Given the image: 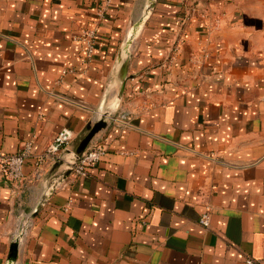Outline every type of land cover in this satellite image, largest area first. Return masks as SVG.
<instances>
[{
    "label": "crops",
    "instance_id": "crops-1",
    "mask_svg": "<svg viewBox=\"0 0 264 264\" xmlns=\"http://www.w3.org/2000/svg\"><path fill=\"white\" fill-rule=\"evenodd\" d=\"M102 117L101 159L45 196L64 166L34 156ZM27 141L0 264L26 216L12 264H264V0H0V150Z\"/></svg>",
    "mask_w": 264,
    "mask_h": 264
},
{
    "label": "built area",
    "instance_id": "built-area-1",
    "mask_svg": "<svg viewBox=\"0 0 264 264\" xmlns=\"http://www.w3.org/2000/svg\"><path fill=\"white\" fill-rule=\"evenodd\" d=\"M109 1V0H107ZM95 29H85L80 34V39L84 41L85 46L83 48V62L88 63L92 57V52L95 42ZM178 42H175L172 47V53H176L178 50ZM71 70H63L62 74L70 72ZM120 121L127 120V114L125 112L120 113ZM73 138V132L67 127L59 129L53 137L46 143L45 147L40 153L34 156L35 172L34 176L39 174V171L43 169L44 163L50 160H54V163L63 165L64 169L62 172L57 174L53 179L50 187L47 188L45 196L51 194L52 190L61 183L64 184L68 181L69 176L71 177H83L88 173V169L98 163L103 154L105 153L106 147L104 144L96 143L88 145L84 151L76 156L72 150H69L68 146ZM32 142H24L15 152L6 153L0 150V175L7 179L18 180L24 177L23 164L28 156L31 154ZM209 222V213L204 211L199 218V223L203 226H207ZM30 225V218L26 216L18 228L13 240L20 244L23 242L25 236L28 233ZM251 263V260H247ZM5 264H9L6 262ZM12 264V263H10Z\"/></svg>",
    "mask_w": 264,
    "mask_h": 264
},
{
    "label": "water",
    "instance_id": "water-1",
    "mask_svg": "<svg viewBox=\"0 0 264 264\" xmlns=\"http://www.w3.org/2000/svg\"><path fill=\"white\" fill-rule=\"evenodd\" d=\"M105 125H106V122H105L103 117L100 118L98 121L92 123V124L89 123L87 125L88 130H87L86 134L79 140L75 149L72 150L74 152V154L76 156L80 155L84 151V149L86 148V146L88 145L90 140L93 138L95 133L98 132L101 128H103ZM17 250H18L17 242L12 241L10 246H9V258L7 260V262L9 264L13 263L15 261Z\"/></svg>",
    "mask_w": 264,
    "mask_h": 264
}]
</instances>
